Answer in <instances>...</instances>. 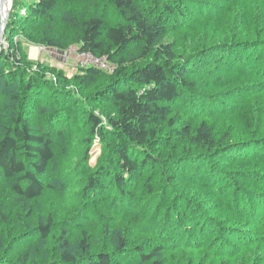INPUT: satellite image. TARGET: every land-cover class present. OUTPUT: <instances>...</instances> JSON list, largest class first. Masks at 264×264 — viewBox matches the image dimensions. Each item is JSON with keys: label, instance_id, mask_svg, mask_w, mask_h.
<instances>
[{"label": "rangeland", "instance_id": "obj_1", "mask_svg": "<svg viewBox=\"0 0 264 264\" xmlns=\"http://www.w3.org/2000/svg\"><path fill=\"white\" fill-rule=\"evenodd\" d=\"M166 1L169 0L158 2L160 9H163ZM203 1H206V5L203 4L199 11H193L192 2L185 4L183 18H179L177 13L167 16L169 27L164 40L179 47L185 54L195 53L197 45L215 37L221 39L228 31V39L239 38L238 35L244 33L239 26L246 20L250 26L254 25H251V18L240 22L238 5L222 14L226 0ZM11 2L13 7L9 24L0 44V105L8 110L10 92L26 96L24 105L32 104L27 108L30 124L53 135L55 157L42 177L48 186L39 198L27 199L14 191L13 183L4 178L0 181V264H70L61 261L63 242L67 239L71 251L78 255L81 251L78 242L84 233L91 256L99 252L115 253L118 237H122L127 243L126 250L117 255H123L126 260H131L130 264H134L131 254L133 246L156 239L154 233L145 232L149 228L148 221L151 218L159 219L161 227L157 224V228L170 231L167 223L173 224L180 219V212L187 211L181 202L182 195L208 211L217 223L247 232L256 228L254 223L237 216L233 212L235 209L220 205L228 201L224 199L228 195L214 197L216 194L209 192L208 187L194 189L181 178L180 182H170L168 174L166 176L169 168L164 164H153L140 177L134 174L129 178L125 171L124 175L129 180L127 183L121 184V180H117L116 176L121 171L116 163L115 144L111 145L108 139L104 141L101 135V132L110 130L107 116L112 106L99 98L100 83L86 82L81 85L73 78L80 73L78 24L92 13L106 18L108 23L115 22L118 17L113 0H59L52 19L46 16L37 18L29 13L27 8L36 4L37 0ZM139 2L147 7L158 4L151 0ZM97 3L100 5L97 6ZM263 4L252 3L250 6L262 8ZM19 9L22 16L16 15ZM206 14L217 15V18L208 19ZM27 16L30 18H25ZM177 19L179 28L176 30L172 26ZM1 25L0 15V28ZM237 30L239 33H236ZM48 39L65 47L50 46ZM234 51L232 48L231 51L223 50V53L204 52V55L187 64L191 68L187 79L193 86L187 96L196 100L205 98L206 102L202 103L205 110L195 103L193 113L185 108L177 111L182 113V121L188 118L197 121L208 115L214 105L233 109V114L208 115L205 119L216 132H230L232 136L242 139L245 133L256 131L257 138L264 141V85L260 86L262 81L258 79V74H250L251 63L248 66L241 61L235 63ZM24 56L27 59L24 60ZM63 75L69 79L63 80ZM31 76L36 80L34 88L29 90L27 84L33 83ZM63 89L69 92H63ZM43 105L47 106L45 111L41 110ZM58 109L62 110L58 112ZM90 113L103 120L102 128L100 126L97 131L92 129ZM250 133L254 136L253 132ZM244 151H237V155L246 153ZM166 152L165 148L161 153ZM103 161L108 162L112 174L108 176V172L103 177V185L88 188L90 172ZM215 162L227 174L235 177L236 170L247 168L251 162L254 164V161L244 159L235 163L230 160ZM149 185L154 188L153 193L149 191ZM257 187L259 191H264V185ZM121 190L126 191L124 196ZM49 218L53 219L50 234L41 238L38 227L45 225ZM161 220L167 223L163 224ZM212 237L210 235L197 252L192 251V247L190 250L185 247L163 252L160 257L166 264H264V244L261 242H253L238 254L215 257L209 250Z\"/></svg>", "mask_w": 264, "mask_h": 264}, {"label": "trees", "instance_id": "obj_2", "mask_svg": "<svg viewBox=\"0 0 264 264\" xmlns=\"http://www.w3.org/2000/svg\"><path fill=\"white\" fill-rule=\"evenodd\" d=\"M139 1L113 0L119 19L116 18L113 23H108L106 18L92 13L78 24L80 39L77 52H90L94 56L106 58L116 67L113 73L95 66L78 67L80 73L73 78L81 85L86 82L100 83L102 86L98 90L99 98L112 106L107 116L110 130L101 132V135L104 141L108 139L111 145L115 144L116 163L121 171L116 176L117 180H121V184L127 183L129 180L124 175L125 171L129 178L134 174L135 177H140L153 164H164L169 168L166 176L168 174L170 182H180L181 178L189 182L194 189L208 187L209 192L216 194L214 197L228 195L224 198L228 201L220 205L235 209L233 212L237 213V216L248 223H254L256 228L247 232L235 226L217 223L208 211H204L199 204L182 195L181 202L187 209L184 213L180 212L184 218L180 216L173 224L161 220L163 224L167 223L170 231L157 228V224L160 226L159 219L151 218L147 223L149 228L145 232L154 233L156 239L152 238L133 246L131 254L134 264H166L160 257L163 252H173L185 247H188L187 250L192 247V251L197 252L205 245L210 235L213 237L209 241V250L215 257L238 254L242 248L250 247L256 241L263 245L264 191H259L257 186L264 185V141L257 138L256 131H250L254 136L250 135V132L245 133L242 139L232 136L230 132H216L205 119L208 115L233 114V109L220 108L217 104L208 115L197 121L190 118L182 121V113L177 110L185 108L193 113L195 103H199L202 110V103L206 102L203 97L196 100L187 96L193 89V86H190L192 82L187 79V73L191 69L187 64L204 55V52L223 53V50L231 51L234 48L235 63L241 61L246 66L251 63L250 74H258V79L262 81L260 86L264 85V48H261L264 45V4L262 8L250 6L264 0H226V5L221 9L222 14L238 5L237 16L240 22L251 18V25H254L250 26L246 20L239 26L242 27L240 31H244L240 32L239 38L228 39V31L221 39L215 37L200 43L193 54H185V51L164 40L169 27L166 19L168 15L175 13L179 18H183L184 5L189 2L193 3V11H199L203 4L206 5V1L169 0L165 2L163 9L159 8L158 2L165 0H151L158 4L150 7L141 5ZM58 2L59 0H37L34 5L30 3L27 9L37 18L46 16L52 19ZM99 5L97 3V6ZM18 12L16 15L22 16L20 9ZM206 16L208 19L217 18V15ZM178 21L179 19L172 26L173 29L179 28ZM236 33H239L238 30ZM48 45L65 47L62 43L49 39ZM24 57V60L27 59V56ZM31 78L33 83L27 84L29 90L34 88L36 80L32 76ZM67 79L68 76L63 75V80ZM62 91L69 92L64 89ZM25 99L26 96L21 97L20 94L10 92V107L6 108L8 114L4 106L0 105V181L4 178L13 183L16 193L27 199H36L43 195L48 186L42 177L55 157V149L51 133L43 128L31 126L28 107L32 104L24 105ZM46 108L47 106L43 105L41 110L45 111ZM203 109L205 110L204 107ZM60 110L62 109H58V112ZM90 117L94 131L99 130L100 126L102 128L103 120L99 116L90 113ZM165 148L167 152L162 154ZM240 150H245L246 153L237 155ZM235 159L254 161V164L251 162L247 168L234 172L236 182L235 176L227 174L225 169L215 162H238ZM203 161L205 164H202ZM110 171L108 162L100 163L96 170L90 172L88 188L103 185L102 179ZM110 174L112 173L108 176ZM152 185H149L151 193L154 192ZM125 193V190H121V195L124 196ZM52 223L53 219L49 218L45 225L38 227L41 238L50 234ZM85 235L86 233L78 242L81 248L78 255L71 251L69 241L64 240L61 261L70 264H130L131 260L117 255L118 252L126 250L127 243L122 237H118L115 253L107 251L91 256ZM216 247V251H213Z\"/></svg>", "mask_w": 264, "mask_h": 264}, {"label": "built area", "instance_id": "obj_3", "mask_svg": "<svg viewBox=\"0 0 264 264\" xmlns=\"http://www.w3.org/2000/svg\"><path fill=\"white\" fill-rule=\"evenodd\" d=\"M79 55L80 57H78V67L86 68L89 66H95L96 68H100L101 70H107L110 73H113L116 70L114 64L110 63L106 58L94 56L90 52H81L79 53Z\"/></svg>", "mask_w": 264, "mask_h": 264}, {"label": "water", "instance_id": "obj_4", "mask_svg": "<svg viewBox=\"0 0 264 264\" xmlns=\"http://www.w3.org/2000/svg\"><path fill=\"white\" fill-rule=\"evenodd\" d=\"M9 2V1H8ZM5 3H7L5 0H0V5L3 9L4 12H2V15H1V28H0V37H2L3 33L5 32V30L7 29V26H8V20H9V15H10V12H11V9H8L7 12L5 13V9L6 7H4ZM10 3H12L10 1Z\"/></svg>", "mask_w": 264, "mask_h": 264}, {"label": "bare ground", "instance_id": "obj_5", "mask_svg": "<svg viewBox=\"0 0 264 264\" xmlns=\"http://www.w3.org/2000/svg\"><path fill=\"white\" fill-rule=\"evenodd\" d=\"M5 1L7 2V3H5V5H4V7H6V9H5V13H6L7 10H8V9H12L13 6H12V4L10 3L11 0H5ZM8 1H9V2H8ZM3 9H4V8H2L1 5H0V15H2V12H4ZM1 42H2V39H1V37H0V44H1Z\"/></svg>", "mask_w": 264, "mask_h": 264}]
</instances>
